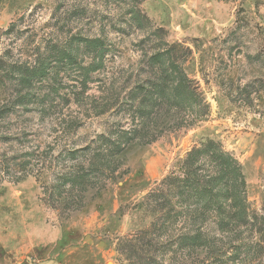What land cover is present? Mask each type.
<instances>
[{
  "label": "rangeland",
  "instance_id": "1",
  "mask_svg": "<svg viewBox=\"0 0 264 264\" xmlns=\"http://www.w3.org/2000/svg\"><path fill=\"white\" fill-rule=\"evenodd\" d=\"M47 54L0 82V264H264V0H0Z\"/></svg>",
  "mask_w": 264,
  "mask_h": 264
},
{
  "label": "trees",
  "instance_id": "2",
  "mask_svg": "<svg viewBox=\"0 0 264 264\" xmlns=\"http://www.w3.org/2000/svg\"><path fill=\"white\" fill-rule=\"evenodd\" d=\"M77 42L78 44H76ZM80 43H83V47L90 51H93L95 48L100 46V40L98 38H89L80 34H75L72 36V40L69 45H64L61 48L57 47L54 49L56 51L55 56L58 57V55H63L67 61L70 63H75L77 57L76 50L79 48ZM53 57V55L47 54L42 58L40 57L34 66L22 65L16 66L12 70H9L3 55H0V82H5L7 76H13L16 73L15 76L19 82L18 84L28 88L35 78H43L48 74L54 61ZM1 70H5L6 73L4 72L5 74L3 75ZM9 72L11 73L8 74ZM197 239L198 237L195 238L196 243L198 242Z\"/></svg>",
  "mask_w": 264,
  "mask_h": 264
}]
</instances>
